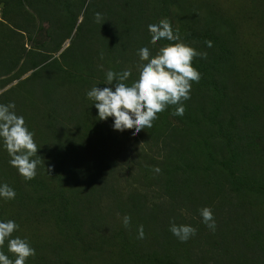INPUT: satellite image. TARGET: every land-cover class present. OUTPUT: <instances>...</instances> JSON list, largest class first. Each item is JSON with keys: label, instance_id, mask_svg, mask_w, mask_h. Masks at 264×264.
Returning <instances> with one entry per match:
<instances>
[{"label": "rangeland", "instance_id": "374dc122", "mask_svg": "<svg viewBox=\"0 0 264 264\" xmlns=\"http://www.w3.org/2000/svg\"><path fill=\"white\" fill-rule=\"evenodd\" d=\"M164 18L207 53L192 61L199 82L183 116L169 106L151 128L115 131L86 91L108 70H130L131 84L137 50L169 43L147 29ZM9 102L40 159L25 181L0 149V183L16 192L0 219L35 249L26 264H264V0H0ZM171 223L196 233L182 243Z\"/></svg>", "mask_w": 264, "mask_h": 264}, {"label": "clouds", "instance_id": "9594fccd", "mask_svg": "<svg viewBox=\"0 0 264 264\" xmlns=\"http://www.w3.org/2000/svg\"><path fill=\"white\" fill-rule=\"evenodd\" d=\"M96 22L102 20V14L95 13ZM148 32L151 33L150 43L166 40L169 43L160 47L155 55L145 45L137 50L139 61L138 76L131 84L125 83L132 76L130 70L105 73L103 88L97 85L86 91V98L97 109L99 120L112 118V127L115 131L133 130L138 134L145 128H151L153 121L158 119V113L165 111L169 106H175L173 116H183L184 101L190 98L193 82H199L200 73L193 67L195 57L206 58L207 53L197 52L181 41L178 31H174L167 18L158 22L149 23ZM211 47V41H206ZM34 132L25 124L22 115L16 112L14 102L0 103V149L8 157V163L15 168L18 175L25 181L36 176L37 166L40 164L37 155V145L34 141ZM35 157V158H34ZM159 171V169H155ZM16 192L6 183H0V201L14 200ZM202 223L210 230H215V221L210 208L199 210ZM131 218L123 217V225L128 227ZM19 230L16 221L0 219V247L6 242L7 253L0 250V264H26L28 258L35 256V249L26 238L13 237ZM169 231L180 241L186 242L194 236L196 229L191 225H177L171 223ZM138 237H144L143 225L138 228Z\"/></svg>", "mask_w": 264, "mask_h": 264}, {"label": "trees", "instance_id": "16d2710c", "mask_svg": "<svg viewBox=\"0 0 264 264\" xmlns=\"http://www.w3.org/2000/svg\"><path fill=\"white\" fill-rule=\"evenodd\" d=\"M207 70H203V72H206Z\"/></svg>", "mask_w": 264, "mask_h": 264}]
</instances>
